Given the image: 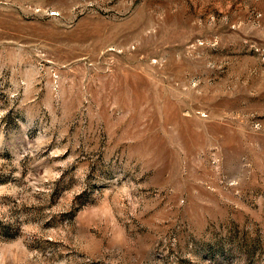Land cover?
Listing matches in <instances>:
<instances>
[{
    "label": "rangeland",
    "instance_id": "374dc122",
    "mask_svg": "<svg viewBox=\"0 0 264 264\" xmlns=\"http://www.w3.org/2000/svg\"><path fill=\"white\" fill-rule=\"evenodd\" d=\"M0 264H264V0H0Z\"/></svg>",
    "mask_w": 264,
    "mask_h": 264
}]
</instances>
